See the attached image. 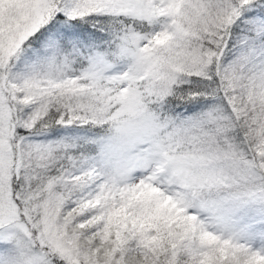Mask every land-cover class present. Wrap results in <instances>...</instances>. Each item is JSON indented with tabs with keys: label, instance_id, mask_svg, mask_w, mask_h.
<instances>
[{
	"label": "snow or ice",
	"instance_id": "6c2138e0",
	"mask_svg": "<svg viewBox=\"0 0 264 264\" xmlns=\"http://www.w3.org/2000/svg\"><path fill=\"white\" fill-rule=\"evenodd\" d=\"M0 264H264V0H0Z\"/></svg>",
	"mask_w": 264,
	"mask_h": 264
}]
</instances>
